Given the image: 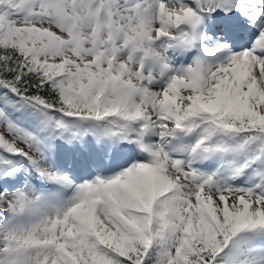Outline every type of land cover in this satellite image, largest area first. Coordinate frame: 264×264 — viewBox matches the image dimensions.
I'll list each match as a JSON object with an SVG mask.
<instances>
[{
    "label": "snow or ice",
    "instance_id": "obj_1",
    "mask_svg": "<svg viewBox=\"0 0 264 264\" xmlns=\"http://www.w3.org/2000/svg\"><path fill=\"white\" fill-rule=\"evenodd\" d=\"M0 264H264V0H0Z\"/></svg>",
    "mask_w": 264,
    "mask_h": 264
}]
</instances>
